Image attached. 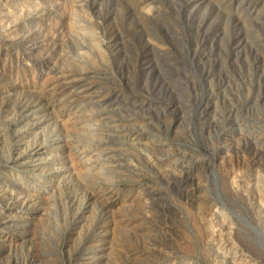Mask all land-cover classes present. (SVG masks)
<instances>
[{
    "label": "rangeland",
    "instance_id": "374dc122",
    "mask_svg": "<svg viewBox=\"0 0 264 264\" xmlns=\"http://www.w3.org/2000/svg\"><path fill=\"white\" fill-rule=\"evenodd\" d=\"M0 264H264V0H0Z\"/></svg>",
    "mask_w": 264,
    "mask_h": 264
}]
</instances>
